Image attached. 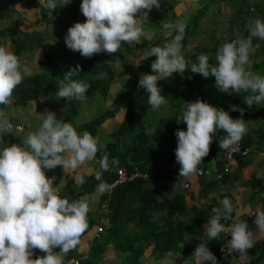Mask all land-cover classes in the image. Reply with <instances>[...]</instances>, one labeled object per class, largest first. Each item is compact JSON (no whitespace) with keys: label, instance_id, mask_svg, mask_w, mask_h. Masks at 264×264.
Segmentation results:
<instances>
[{"label":"clouds","instance_id":"9594fccd","mask_svg":"<svg viewBox=\"0 0 264 264\" xmlns=\"http://www.w3.org/2000/svg\"><path fill=\"white\" fill-rule=\"evenodd\" d=\"M61 2L64 7L71 0ZM45 7L52 16L57 0H46ZM154 7L160 9L161 0H82L80 11L86 20L68 28L65 44L69 50L91 58L99 53L116 54L122 43L138 45L151 41L154 34L145 31L142 21L147 20ZM160 26L163 43L148 48L137 59L139 66L149 57H155L150 65L153 74L142 73L138 82V87L148 94V104L154 111L168 103L157 82L189 69L205 79L214 76V86L222 93H247L244 102L249 108L264 105V76L252 70L250 60V54L258 46L254 45V38L264 40V20L250 18L246 24L247 38L225 40L220 44L215 52V63L202 53L190 65L182 53L186 22L162 21ZM79 72L77 65L64 74L56 91L60 100L84 102L87 99L90 85L72 78ZM32 74L26 61L22 62L7 46L0 45V105H10L15 89L24 77ZM230 110L239 111L241 118L233 119L223 108L198 99L185 102L175 115L178 124H186V131L177 129L175 132V159L180 165V177L192 178L200 172L217 132L225 133L219 138L220 149L236 150L248 128L242 118L244 109L233 105ZM34 112L41 123L35 130L28 131L22 140L23 146L13 143L0 149V264H65L64 257L81 243V236L88 229L89 197L73 201L62 197L53 186L55 177H47L45 169L62 166L64 173H73L75 184L81 186L85 180L76 170L95 161L100 152L99 168L95 172L99 181L97 193L108 195L111 186L103 180V173L119 163L115 158L109 160L98 137L88 131L78 133L72 124L58 119L52 111L40 114L34 108ZM13 124L6 112L0 110V134L20 130L13 129ZM218 204L220 207L211 209L204 239L200 238L191 256L193 264H217L207 244L218 240L222 233L231 235L227 252L237 254L240 261L247 258L248 250L257 240L264 239V209L255 210L256 231L253 232L246 221L232 216L234 206L228 197ZM106 210L104 206L102 213ZM222 220L231 224L226 225ZM37 249L46 255L32 259ZM235 260L236 255H233L232 264ZM163 264H176V259L169 254Z\"/></svg>","mask_w":264,"mask_h":264},{"label":"trees","instance_id":"16d2710c","mask_svg":"<svg viewBox=\"0 0 264 264\" xmlns=\"http://www.w3.org/2000/svg\"><path fill=\"white\" fill-rule=\"evenodd\" d=\"M245 3L246 0L237 1V7L230 16L227 27L221 33L224 40H221L222 43L231 38L234 30H238L242 38H247L249 35L246 30V22H248L246 20L248 16L246 15L249 8L246 10L241 7ZM206 10L205 5L199 8L195 12L197 19ZM161 15H157V18ZM259 19L264 20V16ZM188 20L186 21L184 37L190 29L195 28V23H192V25L189 23L191 17ZM184 42L185 39L183 38L182 43L184 44ZM261 42L264 43V40L255 38L253 40V43L259 44ZM162 43L163 39L157 41L154 46ZM222 43L216 42V47ZM102 54L99 53L98 58L91 57L81 62L79 64L80 72L72 77L75 80L85 81L90 85L86 96L93 95L95 91L102 96L107 94V88L103 87L109 82L107 77L105 76L102 79L97 76L99 71L106 73L107 70L111 69V66L101 56ZM253 55L259 56V60L253 65L252 69H259V73H256L264 76V46L257 48ZM154 60L155 57H149L140 63L139 68L142 73L153 74L150 65ZM209 61L215 63V57H209ZM90 73L92 75L88 77ZM59 82L53 77H25L13 93L15 102L23 104L50 88L56 90L59 88ZM138 82L128 85L125 90L121 91L115 98L113 107L100 112L97 116L75 127L78 133L88 131L94 137H98L100 123L110 116L108 111L114 113L121 106H125L123 119L109 133L110 140L104 143L105 150L109 155V160L112 158L117 159L118 165L123 164L128 170L135 166L141 173L146 174V177H138L112 187L106 197L107 210L99 216L105 219L103 229L111 240L114 249L126 255L123 264H138V257L146 247H150V253L156 259L161 258L167 251L177 250L185 232L197 227L204 217L210 218L212 215L211 209L220 206L218 202H214L206 208L187 206L180 192L172 194L170 197H164L159 193V190L145 183L148 177H151L153 182L164 179H167L169 184L175 182L174 173L179 166L175 159V149L177 147L175 132L177 129L186 131V124H178L175 115L180 113L185 102L203 100L214 107L223 108L233 119L241 118V113L231 111V106L235 105L243 108L242 118L247 123L248 131L241 139V145L250 147L254 141H258L264 147V105L259 107L253 105L249 108L244 102V96L247 93H222L214 86V76L205 79L200 74L192 73L189 69L185 73H174L171 78L157 82L158 87L162 90L161 94L166 97L168 103L162 106L161 109L154 111L148 104V94L145 89L138 87ZM50 84L51 86H49ZM60 102L64 107L62 121L68 122L70 117L77 114L76 100H60ZM223 135L225 133L217 132L210 145L209 154L213 155L217 161L222 157L218 143L219 138ZM100 156L101 153L98 152V160ZM205 158L200 165L202 172L205 170ZM117 166L113 167L111 171L103 173V180L108 184L114 178V170ZM98 168L99 166L96 170ZM96 170L92 175L83 177L85 183L81 185L82 192H88L99 184V181L95 178ZM217 173L220 176L225 174L221 172V167L218 168ZM219 240L220 238L208 241L207 246L213 254L217 253ZM200 242L201 239L199 238L193 248L195 249ZM103 245V240L97 239L90 248L91 258L79 260L77 264H92L97 259ZM259 254L261 256L263 253L259 252ZM259 258L253 259L248 264H255Z\"/></svg>","mask_w":264,"mask_h":264},{"label":"crops","instance_id":"0c3cea01","mask_svg":"<svg viewBox=\"0 0 264 264\" xmlns=\"http://www.w3.org/2000/svg\"><path fill=\"white\" fill-rule=\"evenodd\" d=\"M207 1L208 4L212 2L211 0H161L160 9L154 7L149 13L147 20L142 21L145 31H150L154 34L151 41L145 40L138 45L122 43L118 53L111 55L103 53L101 55L112 67L111 69L117 71H112V78L106 73H97L98 77L103 79V77L106 76L109 81L103 86L107 88V96H100L98 99L99 101L97 104L103 103V105L100 107L97 106L96 108L102 109L98 114L113 107L115 98L126 83L124 81L122 85L119 78L122 73H120L117 68H124L129 75L131 65L140 69L139 66H137V59L139 56L142 55L145 50L154 46L157 41L163 39L160 26L161 22L176 20L185 21V14L192 13V16ZM45 3L46 0H0V45L7 46L22 62L26 61L32 68L33 74L26 77L36 76L37 78H42L44 76L50 78L58 75L64 76L62 74H65L88 59L82 57L78 52L69 50L65 44V36L68 28L76 22L83 23L86 20L80 11L82 0H71V2L64 7L61 0H57V9L53 11L52 16L49 15ZM219 6L220 7L217 6L214 8L216 15L222 16L225 14L227 17L226 20L229 21L232 8H230L228 2H224V0L220 2ZM249 10L253 11V8L249 7ZM162 12H164L163 15H161ZM159 14L161 16L157 18ZM200 17L202 22L206 21L207 17L205 14H202ZM254 18H256V16H253V19ZM7 28L9 31H7ZM231 40L232 39H229L228 41ZM255 44L258 45V43H254V45ZM253 53L250 54V60L254 65L258 62L259 56H254ZM98 55L99 54H94L92 58H98ZM46 92L47 90L43 91L37 97L23 104H17L13 96L10 105H1L0 110L4 111V109H6L5 112L9 116L11 122L19 124L21 129L13 130L8 134H0V137H2V139H0V149L13 143L23 146L22 140L27 135L28 131L35 130L40 125V123L35 121V117L37 118V116L34 112V108L35 111L40 114L52 111L56 114L58 119L62 120L63 110L61 109L62 105L60 100L57 99L55 107L49 109L50 104H52L50 103L52 98H50L51 93L46 94ZM21 108H23L26 113L25 117L21 115ZM98 114L95 115L97 116ZM124 114L125 106L123 105L116 112L112 113V115L105 118V120L100 123L98 130L109 134L114 127L113 125L121 122ZM92 116L93 111L88 116L85 115L82 122L92 119ZM32 117L36 122L35 127H29L30 118ZM105 126L109 128L108 131L104 129ZM99 134L100 133H98V138L100 141ZM248 149V153L245 156H235L234 159L229 162L228 171L222 176H218L217 173L218 168L221 167L222 164V157L217 161L213 155L209 154L205 158V170L202 175H196L192 178L181 177V180L187 183V188L184 190L178 188L177 181L169 184L167 179L159 182L152 181V184L149 185L159 190V193L164 197H170L172 194L180 192L187 206H195L197 208H206L212 203L228 197L234 206L232 216H239L240 219L247 222L249 230L255 232L256 226L253 223L255 219V210L258 207L264 209V157L262 155V153H264V147L262 143L254 141L253 145L248 147ZM98 161L99 160L96 158L95 161L85 163L76 170V174L83 177L92 175L99 166ZM45 174L49 178L55 177L53 186L57 188L58 194L62 197L67 196L70 201L79 200L84 196L89 197L90 211L87 217L88 229L81 236V243L78 244L75 249L71 250L64 259H90L91 256L89 253L92 244L97 239H102L104 242L103 248L92 264H123L126 260V255L114 249L104 229L98 234L96 232L98 218L103 212L101 205L104 204L106 207L107 193L98 194L97 186L88 192H82V187L75 184L74 174L69 172L64 173L62 166H57L53 170L45 169ZM208 219L209 217H204L197 227L185 232L179 248L175 251H167L159 259L151 255L150 247H146L138 257V264H163V261L169 258V254L175 257L176 264H193L191 258L195 251L193 246L196 245V241H198L199 238L204 239L202 236L206 231L205 225ZM104 223L105 222H103V225ZM222 223L230 225L231 221L226 222L222 220ZM225 235L228 234L222 233L219 237L220 244ZM34 251L39 250L37 249ZM54 251L59 252V249H55ZM259 252L263 254L259 256ZM214 255L217 261L220 260V263L217 264H232V257L222 256L218 253H214ZM257 257L260 258L255 264H264V239L256 241L254 247L248 250L247 258L244 261H240L236 254V260L233 264H248ZM31 258L35 259L33 256ZM206 264H211V262H206Z\"/></svg>","mask_w":264,"mask_h":264},{"label":"rangeland","instance_id":"374dc122","mask_svg":"<svg viewBox=\"0 0 264 264\" xmlns=\"http://www.w3.org/2000/svg\"><path fill=\"white\" fill-rule=\"evenodd\" d=\"M211 1H210L211 3H209V4H208V1L204 4L205 8L206 7L208 8L207 11H204V13H203L207 17L205 22H202L201 17H199L197 19L196 13L192 16H191L192 13H190V14L187 13L184 15V17L186 18L185 22L189 21L188 19H189V17H191V21L189 23L191 25H192V23H195V28L190 29L187 32L186 36L184 37L185 42H184V44L182 43V45H183L182 53L185 56V59L189 62V65L191 63L195 62L196 56H198L202 53L207 54L208 57H215V52L217 49L216 42L222 43L221 40H223V38H222L221 33H222V31L225 30V28L227 27V25L229 23V21L226 20L227 17L225 14H223L222 16L221 15L217 16L215 11H214L215 7H217V6L220 7L219 4H220V2H223V0H211ZM237 1L238 0H224V2H228V5L230 6V8H232V13L230 15L233 14V10L237 7ZM212 6H213V9H212ZM241 7H242V9L245 8L246 10L249 7L253 8V11L249 10L247 12L246 16H248V18L246 20H249L251 17H252L251 19H253V16H256V18L257 17L262 18L264 16V0H246L245 5L244 6L242 5ZM193 12H195V11H193ZM7 31H9L8 28H7ZM241 38H242L241 33L238 30H234L230 39L233 40V39H241ZM262 43L263 42L259 43L257 48H259L260 46H264V43L263 44ZM110 64H111V62H110ZM117 69H118V71H120V73H122V75L119 76V78L122 82V85H123L124 81L126 82L125 85L122 87L121 91L125 90L129 84H133L135 82H138L140 79V76L142 74V71L140 69H137L134 65H131L130 75L127 74V71L122 67L117 68ZM113 70H115V69H110V70L106 71V73L109 75L110 78L113 77V75L111 74ZM252 70L259 73V71H258L259 69L256 70L254 68ZM115 71H117V70H115ZM99 72H103V71H99ZM91 75H92V73H90L88 75V77H91ZM126 77H127V80H126ZM53 78L57 81H60L63 78V76L58 75V76H54ZM101 85H103V84H101ZM49 86H51V84ZM56 91H57V89L54 90V88H50L46 92V94L51 93L50 98H52L50 100V103H52L53 105L50 104L49 109L51 107L52 108L55 107V105L57 104V102H56L57 99L60 100L59 98L56 97ZM121 91L119 93H121ZM107 94H106V96H107ZM100 96H102V95L99 94L97 91H95L93 95L87 96V99L84 102L77 101L75 103L76 112H79V111H81V112L77 113L75 116L70 117V119L68 120V123L72 124L75 128V127L79 126V124L82 122L85 115L88 116L92 111H93V116L95 114H98V112L102 109H96L97 106L100 107L101 105H103L102 102L101 103L99 102L100 104H97ZM63 108L64 107L62 106L61 109L63 110ZM4 111H6V109H4ZM84 111H86V112H84ZM58 112H60V111H58ZM108 112L110 113V115H112V111H108ZM21 115L23 117L26 116V113L23 110V108H21ZM93 116L91 118H93ZM35 121H37L38 123H41L39 120H37L36 117H35ZM35 121H34L33 117L30 118L29 127H35V123H36ZM113 126L114 127L112 128V130H114L117 127V124H115ZM104 129L106 131L109 130V128L108 127L106 128V126L104 127ZM149 129H151V128L149 127ZM99 133H100L99 137H100V143L101 144L104 145L105 142L110 140V135L107 134L106 132L101 131ZM151 182H152L151 177H148L146 179L145 183L151 185L152 184Z\"/></svg>","mask_w":264,"mask_h":264},{"label":"built area","instance_id":"2783aa9c","mask_svg":"<svg viewBox=\"0 0 264 264\" xmlns=\"http://www.w3.org/2000/svg\"><path fill=\"white\" fill-rule=\"evenodd\" d=\"M14 128L13 129H21V126L19 124H13ZM219 147V143H218ZM248 147L242 146L241 143L236 146L235 151L231 150H222L221 149V154H222V164H221V172L226 173L229 168V162L234 159L235 156H245L248 153ZM264 157V153H262ZM180 165L176 168V171L174 173V178L178 182V188L181 190H184L187 188V183L184 180H181L180 173H179ZM201 174V170L197 175ZM146 174L141 173L136 167H132L130 170H127V168L123 165H119L115 169V175L113 180L109 183V185L112 187L129 182L135 178L142 177L144 178ZM220 176V174H218ZM102 208H104V205H101ZM103 217H99L97 221V226H96V232L97 234L103 231ZM231 239V235H225L222 238L221 244L217 248V252L219 255L222 256H230L232 257L233 255L236 254H231L227 252V241ZM225 248V250H223ZM46 255V253L39 252V251H34V258H38L40 256ZM65 264H77L78 259L75 258H67L64 259ZM217 263H220V260L217 261Z\"/></svg>","mask_w":264,"mask_h":264}]
</instances>
